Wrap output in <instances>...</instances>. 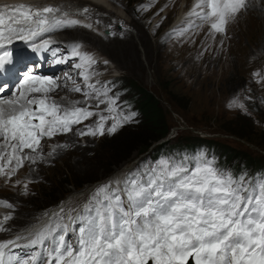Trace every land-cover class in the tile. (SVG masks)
Returning <instances> with one entry per match:
<instances>
[{"label": "snow or ice", "instance_id": "6c2138e0", "mask_svg": "<svg viewBox=\"0 0 264 264\" xmlns=\"http://www.w3.org/2000/svg\"><path fill=\"white\" fill-rule=\"evenodd\" d=\"M245 9L246 0H198L187 22L169 36H184L199 26L197 21L210 22L212 32L224 34ZM86 13L85 7L80 15ZM77 26L93 28L52 5L0 7V49ZM51 43L43 39L41 47L47 50ZM68 52L55 63L75 61L83 86L73 79L68 91L83 100H55L50 94L61 83L30 72L23 73L10 96L3 95L7 85L0 87V176L10 180L25 162H45L72 146L55 144L45 154L44 138L112 135L135 121L138 113L131 105L118 103L120 93L111 94L112 82L93 81L95 58L78 42L68 45ZM9 56L8 51L0 55V70ZM91 100L96 108L106 105L109 115L91 110ZM228 107L246 111L236 99ZM94 116L93 123L75 128ZM30 182L24 183L25 191ZM0 206L14 208L5 200ZM12 218L0 217V232L11 233L6 224ZM190 259L192 264H264V172L233 171L203 151L169 152L97 185L83 202L43 213L26 232L0 240V264H189Z\"/></svg>", "mask_w": 264, "mask_h": 264}, {"label": "rangeland", "instance_id": "374dc122", "mask_svg": "<svg viewBox=\"0 0 264 264\" xmlns=\"http://www.w3.org/2000/svg\"><path fill=\"white\" fill-rule=\"evenodd\" d=\"M107 1L113 7L111 11H121L120 17L102 8L91 10L87 6L93 13L85 18L87 23H94L99 33L105 32L101 33L102 39L88 40L86 32L73 28L49 33L41 39H50L60 47L80 43L83 50L91 52L99 61L94 67L98 75L93 81L112 82L115 87L111 94H135L136 89L127 88L132 84L153 94L164 112L168 135L154 143L147 152H134L118 168H111L110 174H107L108 165L119 157L127 142L139 136L141 129L127 123L112 135L80 137L69 133L53 139L44 138L41 143L45 154L55 144L70 142L72 146L45 162L34 165L25 162L10 180L0 176V200L14 205V208L0 206L4 212L0 217L12 214L15 218L14 222L9 220L6 224L11 233L0 232V240L26 232L37 224L43 213L57 211L62 203L83 202L97 185L126 173L143 161H151L169 152L182 150L191 153L189 150L196 148L195 151L214 156L219 166L239 167L248 173L264 172V162L252 169L242 167L247 156L264 155L256 147L259 142L256 136H249L254 139L251 142L229 133L235 128L232 122L239 114L248 115L250 122L247 120L246 123L250 128L247 132L257 131L262 135L264 130V11L258 13L260 19L252 22L247 14H244L245 18L238 17L227 25L224 34L212 32L210 22L197 21L199 26L184 36L170 37L169 33L180 26L175 27L173 20L181 0ZM189 1L191 5L195 4V1ZM70 5L71 9H83V3L79 4L80 8H76L75 3H72L74 7ZM104 60L108 63L105 64ZM77 83L83 86L81 80ZM63 84L67 87L50 94L55 100L67 104L70 100L84 99L80 93L68 91V86L74 85ZM233 99L243 103L246 111L229 108ZM127 100L128 97L122 99L121 96L118 103ZM90 103L93 105L91 110L109 115L104 111L106 105L96 108V100ZM97 118L94 116L75 128L82 129ZM111 123L109 120L106 126ZM196 138L212 143L193 142ZM159 146L163 148L152 155V149ZM247 163L257 164V161L247 160ZM95 176L100 179L98 182L76 187L85 178ZM70 180L75 187L65 185ZM26 181L31 182L25 191ZM56 201L59 204L54 206Z\"/></svg>", "mask_w": 264, "mask_h": 264}, {"label": "trees", "instance_id": "16d2710c", "mask_svg": "<svg viewBox=\"0 0 264 264\" xmlns=\"http://www.w3.org/2000/svg\"><path fill=\"white\" fill-rule=\"evenodd\" d=\"M125 86H122L124 88ZM129 89H136L137 93L133 94H124L120 93V97L122 96V99H125L128 97V104L131 105V110L138 113L137 117L135 118L134 122L128 123L130 125H134V127H137V129H141L142 132L137 136L135 139H133L130 142H127L123 146L122 153L119 155L117 159L112 161L107 169V174H110L112 170L111 168H118L122 163H124L126 160H129L131 155L134 152H137L138 154H143L148 151V149L156 142H159L160 140H163L167 137L169 132V127L167 125L164 112L159 104V102L155 99L153 94L145 90L144 88H137L134 84L127 86ZM248 106V104H246ZM249 107V106H248ZM236 121L232 122V125H234L233 130H229L230 134L243 138L248 139L251 142L254 139H250L249 136L254 135L256 136V139L259 141L258 144H256V147H258L263 153H264V130L261 131L262 135L260 133L255 132H247V129L250 128V124L246 123V121L249 119L248 115L246 114H239L235 118ZM234 119V120H235ZM245 120V123L242 121ZM249 121V120H248ZM250 122V121H249ZM242 123L244 125H242ZM252 130V127H251ZM257 133V135H256ZM193 142L197 143H212V142H205L206 140L202 138H196L192 140ZM162 146V145H161ZM163 147H157L156 150L152 149V155L157 153L158 150L162 149ZM196 148L190 149L189 151L191 153H196L199 151H195ZM248 159H244L242 166L244 169H252L259 164H262L264 162V155H257L254 158L247 156ZM247 160L249 161H257V164H251L247 163ZM233 171L241 170V168L236 167L232 168ZM262 171V170H261ZM69 177V174H68ZM100 179H98L97 176L92 178H85L80 184L76 186V184L73 181H67L65 182L66 186H73V187H82L85 184H93L98 182ZM59 204V201H56L54 203V206H57Z\"/></svg>", "mask_w": 264, "mask_h": 264}, {"label": "bare ground", "instance_id": "6f19581e", "mask_svg": "<svg viewBox=\"0 0 264 264\" xmlns=\"http://www.w3.org/2000/svg\"><path fill=\"white\" fill-rule=\"evenodd\" d=\"M195 1V4L198 2V0H193ZM53 2L54 4H52V6H59L61 5V8L64 11H67L68 13H70L71 18L73 19H78L80 21H82L83 23H87L86 21V17L89 18V15L91 16V14L93 13V11H90L89 9V13L80 15V13L82 11H78L75 9H71L68 7V5L72 6V3H75L76 8H80L81 6L79 5L80 3H83L82 7L83 8H88L91 7L93 9H95L96 7L98 8H102L103 10H105V12H112L113 15H117L120 17L119 13L121 12H117V11H111L112 8L109 4V2L107 0H0V7H4V6H9V5H19V4H25V5H32V6H46V5H50L49 3ZM85 4V5H84ZM194 4V5H195ZM189 5V6H188ZM193 4L191 5L189 0H181L180 4L178 6V10L176 11L175 14V19L173 20V25L175 27H177L178 25H181L182 23L187 21V14L192 10ZM88 6V7H87ZM74 12H72V11ZM98 10V9H97ZM264 11V0H246V9L241 11V13L239 14V18L240 17H244V14H247L248 16V20L249 21H256L258 19H260V15L258 13H261ZM251 12V13H250ZM118 13V14H117ZM264 17V15H263ZM245 18V17H244ZM242 20V19H241ZM244 20V19H243ZM236 21V20H235ZM233 21V23L235 22ZM92 23V22H91ZM93 28L92 29H88L82 26H77V27H71V29L73 28L74 30H81L86 32V37L90 38L88 40H97V39H102V35L101 33H105L104 31L102 32H98V28H96V26L94 25V23H92ZM61 30V29H60ZM67 30V29H66ZM100 30V29H99ZM227 30V29H226ZM229 30V29H228ZM58 31V30H57ZM231 33V32H230ZM49 34V33H48ZM228 34V33H227ZM47 34H45L46 36ZM45 36H43L45 38ZM43 37L37 38L36 39V44H38L39 42H41L43 39ZM86 38V39H87ZM15 41V40H14ZM52 41V40H51ZM53 44V46H56V42L51 43ZM50 44V45H51ZM58 45V44H57ZM37 46V45H36ZM57 48V47H56ZM95 54V53H94ZM93 55V54H91ZM94 56V55H93ZM97 57V56H96ZM95 58V57H94ZM105 61V60H104ZM97 66V65H95ZM94 66V67H95ZM104 70V69H103ZM102 70V71H103ZM23 76V74H22ZM21 76V77H22ZM8 86V85H7ZM64 86L63 83H61V88ZM72 86H68V88H71ZM6 92L3 95H8L11 92H13L12 88L10 90L7 89V87L5 88ZM28 163V162H27ZM4 212L0 209V216L3 214ZM11 215L13 218L11 219V221L14 222L15 218L12 214Z\"/></svg>", "mask_w": 264, "mask_h": 264}]
</instances>
